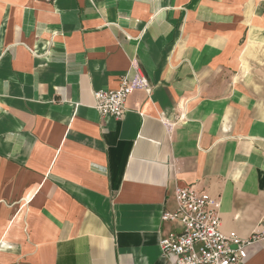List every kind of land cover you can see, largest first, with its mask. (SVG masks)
Listing matches in <instances>:
<instances>
[{"label":"crops","instance_id":"0c3cea01","mask_svg":"<svg viewBox=\"0 0 264 264\" xmlns=\"http://www.w3.org/2000/svg\"><path fill=\"white\" fill-rule=\"evenodd\" d=\"M177 186L264 232V0H0V264H174Z\"/></svg>","mask_w":264,"mask_h":264},{"label":"built area","instance_id":"2783aa9c","mask_svg":"<svg viewBox=\"0 0 264 264\" xmlns=\"http://www.w3.org/2000/svg\"><path fill=\"white\" fill-rule=\"evenodd\" d=\"M137 68V82L149 94L152 86ZM135 79L125 75L116 89L95 90V108L102 116L123 118L126 100L135 88ZM175 208L164 210L162 219L177 221L180 231L160 240L165 255L175 256L174 264H244L248 246L264 238L263 231L242 237L235 230H225L220 216L221 200L192 186H177Z\"/></svg>","mask_w":264,"mask_h":264}]
</instances>
